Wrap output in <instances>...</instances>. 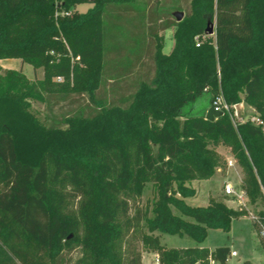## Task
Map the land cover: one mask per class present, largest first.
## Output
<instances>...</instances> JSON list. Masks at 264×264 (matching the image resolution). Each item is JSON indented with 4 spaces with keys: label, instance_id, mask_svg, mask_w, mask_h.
I'll list each match as a JSON object with an SVG mask.
<instances>
[{
    "label": "trees",
    "instance_id": "1",
    "mask_svg": "<svg viewBox=\"0 0 264 264\" xmlns=\"http://www.w3.org/2000/svg\"><path fill=\"white\" fill-rule=\"evenodd\" d=\"M184 1L181 22L152 19L161 23L153 27L136 0H97L72 15L91 1L0 0V61L45 70L39 86L21 73L0 74V264H142L145 249L156 251L161 264H205L210 257L228 263L229 247L166 250L144 224L200 246L210 230L229 232L245 215L223 202L185 201L196 195L191 182L216 173L220 157L211 145L230 148L246 169L244 190L253 204L262 196L264 127L235 126L228 114L208 121L205 111L222 95L264 121V0ZM214 17L215 42L201 44ZM138 21V29L131 26ZM173 28L175 47L166 55L160 33ZM146 66L152 76L138 72L119 100L99 96L106 83L121 85ZM71 95L95 107L65 117V128L44 124L28 102ZM29 150L32 161L24 158ZM148 183L159 193L151 217L139 207ZM259 246L264 252V236Z\"/></svg>",
    "mask_w": 264,
    "mask_h": 264
},
{
    "label": "rangeland",
    "instance_id": "2",
    "mask_svg": "<svg viewBox=\"0 0 264 264\" xmlns=\"http://www.w3.org/2000/svg\"><path fill=\"white\" fill-rule=\"evenodd\" d=\"M180 1L181 0H136V4H138V6H140L141 8H146V21L150 23L152 19H163L165 21L167 18H170V16H173V18L176 19L174 14L177 12H182L185 16L187 13V9L184 8V10H180L179 5L186 7V2L184 1V3H180ZM94 6V3L91 2L80 4L75 6L68 14L72 15L87 13L89 10L93 9ZM109 18L110 17H108L107 20ZM157 22L158 23H154L153 21L152 23H150V25H153V27H157V25L161 24L159 23V21ZM213 23L216 30V17H214ZM134 25H137L136 27L138 29L140 27L139 21L137 24H131V26ZM109 29H111V27ZM121 34H117V36L114 38L115 42H117L119 39L121 42L124 39ZM174 35L175 28L160 33L163 44V53L166 55L171 54L175 47ZM208 40L214 43L215 35L201 36L199 42L203 44ZM111 44L114 45V42H111ZM108 45H110V42L108 43ZM112 56L113 54H110L109 58L111 59ZM20 64L21 63L15 66H8L6 63L2 64L0 65V74L5 75V73L7 72L21 73V75L26 78L29 84L36 86H39L40 82H43L45 80V70L43 67L35 70L33 66L29 64H24L23 67ZM140 71L146 74L148 77L152 76V71L150 70L149 66L143 67L141 69L137 68L136 74H134L127 82L121 83V85H116V87H113L112 83H106L101 88L99 96L102 98L107 97L108 100H119L120 94L124 92L123 88L126 90L128 85L133 84L130 82L134 81L138 77V72ZM54 80L61 82L63 78L58 77L54 78ZM40 94H42V96H45V93L42 89H40ZM28 102L31 105L30 109L32 113L36 115L38 119L44 124H56L64 128L65 126L62 122L65 117L74 116L77 114L88 115L95 107L91 104V102H89L88 97H81L77 95H71L65 101L54 99L52 100L51 104L33 98H29ZM240 119L251 122H253L254 119H257L261 122L263 121L261 119V115L254 108L245 103H242L240 105V117L238 120ZM255 122L256 124H260L258 123V121ZM258 126L264 127V121L263 125ZM210 148H213L215 151H217L220 157V162L219 166L216 169V173L210 180H194L193 182H191L190 186L196 190V195L192 198L185 199V201L189 205L194 207H205L210 205L213 201H218L223 202L229 208L235 210L242 209L246 213L241 218L233 220L232 227L229 232H223L221 230H210L208 239L206 240L204 247L208 248L210 252H214L221 247H229L231 251H236L238 253V256L229 257L227 264H247V262H250V264H264V252L259 246L260 239L262 237L261 227L263 223L261 219L263 216L261 215V213H264V192L255 204H253V202L247 195L245 205L242 206H240L238 202H236L233 198L227 196V194L225 193V186L227 183H231L232 185H234L236 190L244 189V179L247 176V171L242 165L238 163L235 155L230 148L223 145H211ZM24 158H26V160L28 161H32L34 158H36V154L35 152L29 150ZM230 161L234 163L233 167H229L228 162ZM158 198V186L154 183H148L146 184V187L144 189L139 207L141 208V210L146 212L149 217H151L154 204L158 200ZM135 208H133L132 214L135 213ZM173 211L174 213L180 215V213L175 209H173ZM255 223L258 224V228L256 229L253 228V225ZM144 226V231L156 237L159 244L166 250H183L187 248L197 247L196 242L188 237L163 235L159 232L152 233L148 230L146 224H144ZM132 246L137 250H143V246L139 241L132 242ZM142 254V264H161L160 255L156 251L145 249ZM79 257V250L71 254V258L73 261ZM213 262V258L210 257L205 262V264H214ZM215 264L219 263L215 262Z\"/></svg>",
    "mask_w": 264,
    "mask_h": 264
},
{
    "label": "built area",
    "instance_id": "3",
    "mask_svg": "<svg viewBox=\"0 0 264 264\" xmlns=\"http://www.w3.org/2000/svg\"><path fill=\"white\" fill-rule=\"evenodd\" d=\"M240 105L231 106L225 101L222 95H219L214 99L211 107H214L216 110L222 112L223 115L228 114L233 124L237 126L238 123L244 122V120L242 119L238 120L240 117ZM255 121H258V123L260 124H256ZM252 123L256 126L263 125V121L261 122L257 119H254ZM228 165L229 167H233L234 163L230 161L228 162ZM225 193L227 194V196L233 198L236 202H238L240 206L245 205V200L247 199V193L244 189L236 190L234 185H232L231 183H227L225 186ZM261 234L262 236H264V229L262 230ZM237 256L238 253L236 251L231 252V257H237ZM215 262L216 261H214L213 263L215 264Z\"/></svg>",
    "mask_w": 264,
    "mask_h": 264
},
{
    "label": "water",
    "instance_id": "4",
    "mask_svg": "<svg viewBox=\"0 0 264 264\" xmlns=\"http://www.w3.org/2000/svg\"><path fill=\"white\" fill-rule=\"evenodd\" d=\"M90 1L91 3H94L97 0H90ZM174 16L178 22H181L184 19V13L182 12H177L174 14ZM206 34L208 36L216 35L215 25L211 20L208 21V25L206 28ZM222 115H223L222 112L216 110L214 107H209L207 111L205 112L206 120L208 121H214L216 118H219Z\"/></svg>",
    "mask_w": 264,
    "mask_h": 264
},
{
    "label": "crops",
    "instance_id": "5",
    "mask_svg": "<svg viewBox=\"0 0 264 264\" xmlns=\"http://www.w3.org/2000/svg\"><path fill=\"white\" fill-rule=\"evenodd\" d=\"M168 55V54H167ZM20 61V62H19ZM7 64L8 66H15V65H18L19 63H21L20 65L23 67V63H22V61L21 60H18V59H7V60H1L0 61V65H2V64ZM210 232V231H209ZM204 245H205V243L203 244V245H200V246H198L197 245V247H200V248H203L204 247Z\"/></svg>",
    "mask_w": 264,
    "mask_h": 264
}]
</instances>
